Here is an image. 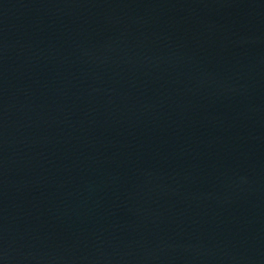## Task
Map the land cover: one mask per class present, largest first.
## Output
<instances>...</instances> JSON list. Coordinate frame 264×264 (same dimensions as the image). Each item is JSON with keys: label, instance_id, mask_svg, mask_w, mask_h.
Wrapping results in <instances>:
<instances>
[{"label": "water", "instance_id": "1", "mask_svg": "<svg viewBox=\"0 0 264 264\" xmlns=\"http://www.w3.org/2000/svg\"><path fill=\"white\" fill-rule=\"evenodd\" d=\"M0 264H264V0H0Z\"/></svg>", "mask_w": 264, "mask_h": 264}]
</instances>
